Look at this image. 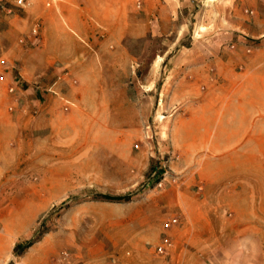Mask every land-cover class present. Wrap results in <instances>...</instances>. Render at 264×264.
Segmentation results:
<instances>
[{
    "label": "rangeland",
    "instance_id": "374dc122",
    "mask_svg": "<svg viewBox=\"0 0 264 264\" xmlns=\"http://www.w3.org/2000/svg\"><path fill=\"white\" fill-rule=\"evenodd\" d=\"M56 1L12 5L13 22L0 28V116L11 120L0 223L17 230L18 245L35 241L11 264H264L263 165L245 180L251 201L237 202L227 180L218 193L196 172L176 171L171 140L185 64L264 45V0H196L171 23L127 38L116 49L130 58L105 60L102 74V114L125 116L102 123L81 121L95 101L71 92L79 76L60 61L57 72L42 71L44 15Z\"/></svg>",
    "mask_w": 264,
    "mask_h": 264
},
{
    "label": "crops",
    "instance_id": "0c3cea01",
    "mask_svg": "<svg viewBox=\"0 0 264 264\" xmlns=\"http://www.w3.org/2000/svg\"><path fill=\"white\" fill-rule=\"evenodd\" d=\"M192 4L196 0H58L44 15L42 52L49 62L42 71L57 72L60 61L69 68V74L79 76L81 84L76 88L72 85L71 92L78 93L75 96L83 103L88 97L95 101L91 112H81L82 122H122L125 115L120 112L102 114L105 60L130 58L116 48L127 38L148 35L152 28L171 23L182 7ZM13 18L0 10V28H7ZM176 58L169 64L174 65ZM194 59L200 61L182 64L186 73L175 88L180 97L171 98L185 107L172 128L173 152L177 155L172 167L178 172H196L218 193L227 180V193L239 197L237 202H250L245 180L252 176L250 172L261 169L260 164L264 169V45L252 52L238 51L227 57L199 54ZM83 79L90 82V90ZM123 98H117V106H123ZM10 128L11 120L0 116V155L6 154ZM5 166L0 158V168ZM208 169L210 178H206ZM0 227V264H11L20 243L19 233L6 224L0 223ZM33 249L30 247L26 258Z\"/></svg>",
    "mask_w": 264,
    "mask_h": 264
},
{
    "label": "built area",
    "instance_id": "2783aa9c",
    "mask_svg": "<svg viewBox=\"0 0 264 264\" xmlns=\"http://www.w3.org/2000/svg\"><path fill=\"white\" fill-rule=\"evenodd\" d=\"M33 0H14L12 3L10 0H0V10H5L9 14L13 12V7H17L20 9H27L28 7L31 6ZM55 1V0H52ZM58 1V0H57ZM13 5V7H12ZM49 5H51V2H49ZM37 29L35 30V33H37ZM16 88L11 87L10 92L11 93H16ZM158 172L156 171L153 175V178L157 181L155 184V187L161 188L163 187V181L157 178ZM202 189V188H200ZM178 220L174 219L173 222L176 223ZM170 225V224H169ZM171 246V243L168 238L164 239L163 243L159 246V252L164 253L166 250Z\"/></svg>",
    "mask_w": 264,
    "mask_h": 264
},
{
    "label": "trees",
    "instance_id": "16d2710c",
    "mask_svg": "<svg viewBox=\"0 0 264 264\" xmlns=\"http://www.w3.org/2000/svg\"><path fill=\"white\" fill-rule=\"evenodd\" d=\"M105 198H108V199H111V200L123 199V198H118V197L115 198V197H107V196H105ZM125 199H127V198H125ZM34 243H35V241H30L25 246L17 245L15 250L20 249V248L23 249V251L17 253L18 255H21L22 252H24L25 250H27L28 248L33 246Z\"/></svg>",
    "mask_w": 264,
    "mask_h": 264
}]
</instances>
